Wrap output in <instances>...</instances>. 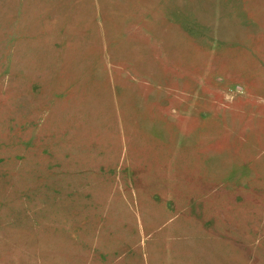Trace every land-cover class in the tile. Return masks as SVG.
<instances>
[{"label":"rangeland","instance_id":"1","mask_svg":"<svg viewBox=\"0 0 264 264\" xmlns=\"http://www.w3.org/2000/svg\"><path fill=\"white\" fill-rule=\"evenodd\" d=\"M0 264H264V0H0Z\"/></svg>","mask_w":264,"mask_h":264}]
</instances>
